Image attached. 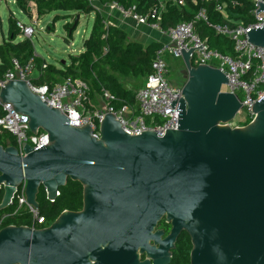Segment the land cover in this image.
<instances>
[{"label": "water", "instance_id": "water-1", "mask_svg": "<svg viewBox=\"0 0 264 264\" xmlns=\"http://www.w3.org/2000/svg\"><path fill=\"white\" fill-rule=\"evenodd\" d=\"M258 4L257 14L264 13ZM247 36L264 49V25ZM195 50L202 47L182 50L184 98L171 103L173 110L179 105L178 129L165 133L131 136L115 115L106 114L97 138L89 125H70L26 81L1 88L2 104L27 117L32 133L45 131L48 144H24V156L15 146H0V210L10 206L24 181L28 205L39 209L41 188L55 202L69 180L83 187V209L65 211L43 229L3 228L0 264H26L30 258L33 264L55 247L96 254L106 243L117 264H137L138 247L148 248L154 264H170L183 232L191 238V264H264V97L253 104L249 124L232 127L242 103L223 90L229 83L224 73L193 66ZM163 219L171 225L164 239L163 230L155 231Z\"/></svg>", "mask_w": 264, "mask_h": 264}, {"label": "built area", "instance_id": "built-area-1", "mask_svg": "<svg viewBox=\"0 0 264 264\" xmlns=\"http://www.w3.org/2000/svg\"><path fill=\"white\" fill-rule=\"evenodd\" d=\"M196 3L195 0H191ZM259 2L264 0H251L252 8L248 12L251 17L249 24L239 20L234 24H211L206 9L202 8L196 15V19L204 20L210 25L216 34L228 37L234 44L235 55L224 54L209 46L208 41L203 39L196 31L194 22H182L167 29L163 28L164 14L169 8H185L187 0H147L143 5L134 4L125 7L120 3L108 5V9L118 14L122 20H133L138 27H149L158 31L165 40H161V48L157 51L152 62V74L149 75L144 85L137 92V107L124 105L117 109L111 102L116 100L109 92L105 91L99 98L103 106L91 102L89 86L79 80L66 78L54 85H37L34 83V72L37 70L34 59L22 63L18 58H13L12 67L0 78V91L9 81H26L31 91L49 107L57 108L67 115L70 125L74 127L91 126L94 136L100 138V123L103 116L113 114L121 122L124 131L131 136H139L148 131L165 133L167 130L178 129V107L174 110L171 103L184 98L181 86H172L167 80L170 64L169 57L181 58L182 50L192 54L193 66L206 65L216 68L224 73L229 79L226 86L227 92H231L240 99L242 110L247 116L254 118L251 108L254 103L264 97V49L248 42V33L264 25V13L257 14ZM236 5V3H233ZM105 7V6H104ZM107 8V6H106ZM105 9V8H104ZM216 10L226 15V4L218 3ZM108 25V24H107ZM17 26L25 38L31 39L35 29L18 20ZM44 63L42 69L47 68ZM242 95V99L239 97ZM0 107L4 115L0 118V128L8 131L16 139V148L21 156H24V144H29L35 149H40L48 144V134L39 130L37 134L31 132L27 117L17 115L12 105L2 104ZM241 113V112H240ZM239 127V126H237ZM26 182L17 188L16 195L10 206L17 201L18 208L13 214H7L4 219L17 214L22 208H27L32 216V229L46 228V219L40 214L39 209L28 205L26 199ZM9 206V207H10Z\"/></svg>", "mask_w": 264, "mask_h": 264}, {"label": "trees", "instance_id": "trees-1", "mask_svg": "<svg viewBox=\"0 0 264 264\" xmlns=\"http://www.w3.org/2000/svg\"><path fill=\"white\" fill-rule=\"evenodd\" d=\"M19 9L29 17H32L30 4L36 5L37 16L53 12H64L65 15H56L54 22L60 19H76L79 15L90 16L94 14L93 26L88 38L83 42L82 51L77 56H72L69 65H64L62 69L48 64L46 69H42L44 59L36 56L33 42L29 38L19 40L21 32L17 26L18 20L11 17L9 19L8 38L0 44V78L12 67L13 58H18L22 63L34 59L37 70L34 83L37 85H54L66 78L85 82L90 88V98L93 104L97 98L105 91L109 92L116 100L111 104L117 109L124 105L137 107L136 95L145 83L146 78L152 74V62L162 43L154 41L150 44H143L139 41L129 39L126 31L118 26L107 25L103 13L99 12L93 2H98L102 6L113 3L123 4L130 7L134 4L143 5L147 0H14ZM188 1V6L182 9L169 8L164 14L162 26L167 29L182 22H194L196 31L208 41L211 48L217 49L224 54L234 56V44L226 36L216 34L214 29L204 20L196 19L200 9H206L207 16L211 24H234L239 20L245 23L251 22L248 16L252 8L251 0H195ZM218 3L226 4V15L216 10ZM236 3V5H233ZM74 22H68L65 29L69 32ZM72 36V35H71ZM169 62V58H168ZM184 65V63H183ZM174 68L170 66L169 69ZM35 76V75H34ZM134 78L142 82L135 92L128 88L121 78ZM242 99V95L239 94ZM245 114L246 112L243 111ZM4 115L0 107V118ZM253 118L247 116L244 122H240L239 127L246 126ZM16 139L8 131L0 128V146L4 148L16 146ZM4 198V190L0 188V205ZM39 211L46 219V227L51 226L58 217L65 211L78 212L83 209V187L79 182L69 180L67 185L60 189V195L55 202H51L44 188L40 189L38 195ZM18 208L17 201L6 209L0 210V222L7 214H13ZM15 226H31L32 216L27 208L20 209L17 214L4 219L0 226L3 228ZM192 242L189 236L182 235L174 251V259L171 264H191L190 253Z\"/></svg>", "mask_w": 264, "mask_h": 264}, {"label": "rangeland", "instance_id": "rangeland-1", "mask_svg": "<svg viewBox=\"0 0 264 264\" xmlns=\"http://www.w3.org/2000/svg\"><path fill=\"white\" fill-rule=\"evenodd\" d=\"M93 4L101 6L98 2H93ZM29 6L31 9L32 17H29L24 12H22L16 5L14 0H0V44L4 42V37H8L9 19L11 17H14V19L34 27L35 34L31 38V41L33 42L36 56L44 59V63L54 65L58 69H62L66 64L69 65L71 57L80 54L79 51H82L84 40L90 35L93 26L94 14H91L90 16L81 15L79 25L71 36L65 29V25L68 22H75L76 19H60L54 22V18L56 15H65L66 13L53 12L38 17L36 12V5L34 3H31ZM104 8H106V6ZM110 12H112L111 9H109V13ZM107 24L109 25L108 21ZM24 38L25 37L21 34L19 40H22ZM158 38H154L152 36L149 37L148 40L154 42L160 39ZM129 39L133 40L131 38ZM169 64L170 66H174V68L169 69L167 80H169L172 86L183 85L186 80L182 77V71L185 69L182 59L169 57ZM35 74L36 73L34 72V75ZM121 81L128 88L133 89L135 92L142 84V82L137 81L136 79L131 77L121 78ZM223 90L226 91L227 87H223ZM95 104L98 106H103V102L100 98H98V101L96 100ZM245 118L246 114L241 111V113L237 115L236 119L232 123H230V125L232 127H237L238 125H240V122L245 121Z\"/></svg>", "mask_w": 264, "mask_h": 264}, {"label": "flooded vegetation", "instance_id": "flooded-vegetation-1", "mask_svg": "<svg viewBox=\"0 0 264 264\" xmlns=\"http://www.w3.org/2000/svg\"><path fill=\"white\" fill-rule=\"evenodd\" d=\"M182 77L184 78L183 74ZM157 230H163L165 232V235L162 237V239H164L170 234L171 225L168 224L165 219H163L161 222L158 223V226L155 231ZM182 235L189 236L187 232H183L180 237ZM148 245H153V241L151 239L148 241ZM107 246L108 243L101 245V249L105 251L97 252L96 254L91 251L74 247H55L51 249L50 255L37 256L33 261V264H117L114 253L106 252ZM175 249L172 251L171 263L174 259ZM135 253L138 256L137 264H144L146 262H149V264H154V259L149 256V251L147 247L144 250H142L141 247H138ZM31 260L32 259L30 258L26 264H31ZM132 264H134V262Z\"/></svg>", "mask_w": 264, "mask_h": 264}, {"label": "crops", "instance_id": "crops-1", "mask_svg": "<svg viewBox=\"0 0 264 264\" xmlns=\"http://www.w3.org/2000/svg\"><path fill=\"white\" fill-rule=\"evenodd\" d=\"M93 5L95 6V8L99 12L104 14L109 25H114V26L120 27L121 29L126 31L129 38H131L133 40L139 41V42L147 45V44H150L153 42V41L148 40L149 37L153 36L154 38L159 37L161 40L164 39L157 31H154V30L150 29L149 27H138L133 20L129 19V20L125 21V20H122V18H120V16L118 14H116L115 12L112 11L109 13L108 7L105 9H102V8H104V6H102L101 4H100L101 6H98L96 4H93ZM8 34H9V32H8ZM7 38L4 37V41ZM160 39L156 40V41L160 42L161 41ZM35 76H36V74H35ZM97 101H98V98H97Z\"/></svg>", "mask_w": 264, "mask_h": 264}]
</instances>
